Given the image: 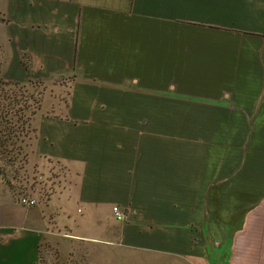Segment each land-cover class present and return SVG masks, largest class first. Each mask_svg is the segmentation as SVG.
I'll return each instance as SVG.
<instances>
[{
    "label": "crops",
    "instance_id": "0c3cea01",
    "mask_svg": "<svg viewBox=\"0 0 264 264\" xmlns=\"http://www.w3.org/2000/svg\"><path fill=\"white\" fill-rule=\"evenodd\" d=\"M0 11L4 79L43 91L30 155L63 170L45 206L22 204L0 178V264H40L62 229L100 250L94 264H124L119 249L157 263L239 264L218 257L197 217L189 150L169 148L153 122L162 101L228 104L240 73H260L250 88H262L264 0H0ZM53 89L67 96L46 106ZM252 250L241 261L264 264V249Z\"/></svg>",
    "mask_w": 264,
    "mask_h": 264
},
{
    "label": "rangeland",
    "instance_id": "374dc122",
    "mask_svg": "<svg viewBox=\"0 0 264 264\" xmlns=\"http://www.w3.org/2000/svg\"><path fill=\"white\" fill-rule=\"evenodd\" d=\"M238 75L244 87L227 91L224 101L228 104L162 101L159 118L153 122V127L159 131L160 138L165 136L163 139L169 142V148L189 150L190 163L197 172L195 176L201 179V185L190 186V200L200 207L196 209L200 211L197 217L205 224L208 241L223 248L218 257L221 260L228 256L238 258V263L244 264L241 258L251 255L253 247L260 253L264 249V82L262 88L255 90L250 87L254 82L261 85V80L256 82L260 73ZM178 83L173 82L177 88L180 87ZM28 89L0 87V99L6 95V103L12 99L22 101L31 92L39 96L40 90ZM66 93L48 90L46 106L54 96L65 97ZM32 108L23 111L25 119ZM142 124L146 125L147 121ZM33 136L31 120L26 121L24 128L17 126L9 138L0 136V165L19 194L33 195L37 204L39 201L45 206L50 196L59 190L63 170L54 162L45 167L32 160ZM194 163L197 165L193 166ZM59 234L58 239L44 242L40 264L95 263L93 252L100 250L94 251L85 241L71 243L63 229ZM119 250L124 253V264H165L163 261L157 263L163 257L149 251ZM209 250L212 251L211 246Z\"/></svg>",
    "mask_w": 264,
    "mask_h": 264
},
{
    "label": "trees",
    "instance_id": "16d2710c",
    "mask_svg": "<svg viewBox=\"0 0 264 264\" xmlns=\"http://www.w3.org/2000/svg\"><path fill=\"white\" fill-rule=\"evenodd\" d=\"M4 19H5V15L0 11V22L3 21ZM1 50H2V46L0 44V87L14 86L15 88L18 89L26 88V90H29L28 87L29 88L31 87L40 90L39 96H35L34 92H31L24 100H22L23 102L20 99H12L10 100V102L6 103L5 100L8 99L5 97L6 95L0 99V136L9 138L10 136H12V133L14 132L17 126L21 125L22 128H24L26 121L31 120L33 114L40 108L43 91L41 88V82L36 83L31 81L30 83H21V82L5 80L2 73L3 61L1 56ZM21 93L24 94V92ZM18 105L20 108H17ZM30 106H33L31 114L30 116H28L29 119L27 117L25 119L24 118L25 114L23 113V111H25V109H28ZM0 178H4L7 184L12 189H15L12 181L9 178H6L5 171L1 165H0ZM40 258H41V254H40Z\"/></svg>",
    "mask_w": 264,
    "mask_h": 264
},
{
    "label": "built area",
    "instance_id": "2783aa9c",
    "mask_svg": "<svg viewBox=\"0 0 264 264\" xmlns=\"http://www.w3.org/2000/svg\"><path fill=\"white\" fill-rule=\"evenodd\" d=\"M20 202L28 206H34L37 204V200L35 198L30 197L29 195H22L20 197ZM113 213L118 220H124L127 217L126 211L122 209L119 205L113 206Z\"/></svg>",
    "mask_w": 264,
    "mask_h": 264
}]
</instances>
